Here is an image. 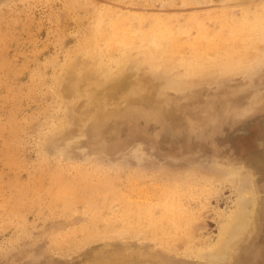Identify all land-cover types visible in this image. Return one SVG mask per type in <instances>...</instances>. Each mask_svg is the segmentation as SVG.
<instances>
[{
	"label": "rangeland",
	"instance_id": "374dc122",
	"mask_svg": "<svg viewBox=\"0 0 264 264\" xmlns=\"http://www.w3.org/2000/svg\"><path fill=\"white\" fill-rule=\"evenodd\" d=\"M260 2L0 0V264H264V167L252 231L234 239L238 249L224 262L202 255L217 247L237 210L240 184L228 167L249 171L261 149L264 62L220 64L227 50L252 52L251 44L222 40L206 55L215 65L193 71L187 66L195 56L182 34V50L167 56L175 68L143 66L170 76L171 86L163 81L147 100L136 92L99 120L79 124L72 116L66 135L60 127L69 110L89 98L77 79L67 95L55 80L65 72L64 58L86 59L85 36L106 42L94 32L98 11L107 15L109 8L149 28L158 15L180 24L194 13ZM119 52L103 55L112 71L130 64ZM246 124L250 132L241 130ZM105 177L111 185L98 187ZM178 213L179 221L172 219Z\"/></svg>",
	"mask_w": 264,
	"mask_h": 264
},
{
	"label": "bare ground",
	"instance_id": "6f19581e",
	"mask_svg": "<svg viewBox=\"0 0 264 264\" xmlns=\"http://www.w3.org/2000/svg\"><path fill=\"white\" fill-rule=\"evenodd\" d=\"M107 9V15L98 11L96 21L101 23L96 25L94 31L98 32L103 37V41L106 42L103 45L99 43L95 45L92 38L94 34L90 33L85 36L81 40L83 43L81 49L85 51L86 59L73 63L72 59L64 58L65 72L63 74L57 73L55 76L56 85L60 92L67 95L69 83H73L72 80L77 79L78 90L81 93L85 92L89 98V103L83 104L84 106L73 104L66 119L61 123L60 129H62L63 135H66L63 131H68L64 124L71 123L69 119L72 116H75L79 124L86 120H99L104 118L106 111L109 113L107 110L109 107L115 112L123 104L133 102L134 98L137 99L136 92H143L142 96L138 98L140 100L155 98L154 91L161 86L163 81L172 84L173 80L170 76L159 78L146 70V67L144 69L143 66L146 65L144 62H147L150 67L161 65L167 70L175 68L176 65L167 56L181 51L185 44L191 48L195 56L194 63H189L190 65L187 66L193 71L205 70L211 65H215L206 55L210 51L218 49L217 44L219 42L229 38L239 39L247 46L251 44L253 51H242L233 55L235 53L233 49L227 50L228 60H221L222 66L229 67L233 62L240 65L257 60L264 62V0H261L257 6L244 5L239 11L230 8L226 12H207L206 15L194 13V16L187 17L183 23L179 22L180 24H177L172 17L158 15L154 16L155 18L149 28H145L143 24H136L133 17L116 18L113 10ZM144 19L145 16L138 18L139 21ZM182 34H187V43L184 42ZM134 49L144 53L146 59L142 60L140 56L135 55ZM114 50L120 51L119 56L130 64H123V66H119L117 71H112L104 61L103 55H112ZM73 55L74 53H70L71 57ZM159 58H161V62ZM187 62V59L183 58L180 64L185 65ZM140 68L141 70H139ZM69 69L76 72H70ZM138 71H141V74ZM140 80L143 83L136 88L135 86L139 85ZM83 85H85V90H83ZM241 130L250 132V125H244ZM51 141L52 138H49L47 143ZM260 145L259 152L252 156L249 171L244 172L238 168L228 167L230 175L235 176L233 179L237 178L240 184V188L237 190L239 196L237 210L223 224L217 247L209 248L210 250L207 249L208 252L206 250L202 253L209 260L224 262L225 258L229 256V252H235L238 249L236 244H233L234 239L242 236L249 227L254 226L258 211L257 177L264 167V136L260 138ZM58 153L61 157L67 158L63 152ZM98 181V187L111 185V180L107 177ZM69 187V185L65 186L66 189ZM179 214L182 213H178L177 218L174 216L172 219L179 221L181 218ZM167 216L169 217V215ZM240 249L235 254V259L241 255Z\"/></svg>",
	"mask_w": 264,
	"mask_h": 264
}]
</instances>
